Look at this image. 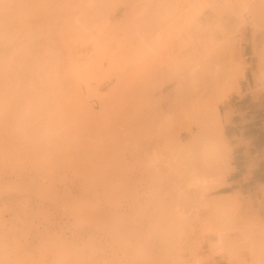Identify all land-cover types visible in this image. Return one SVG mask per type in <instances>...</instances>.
<instances>
[{"label": "clouds", "instance_id": "9594fccd", "mask_svg": "<svg viewBox=\"0 0 264 264\" xmlns=\"http://www.w3.org/2000/svg\"><path fill=\"white\" fill-rule=\"evenodd\" d=\"M233 96L264 0H0V264H264Z\"/></svg>", "mask_w": 264, "mask_h": 264}, {"label": "crops", "instance_id": "0c3cea01", "mask_svg": "<svg viewBox=\"0 0 264 264\" xmlns=\"http://www.w3.org/2000/svg\"><path fill=\"white\" fill-rule=\"evenodd\" d=\"M228 103L237 110L233 117L234 123L243 127L246 134L253 137L258 146L264 147V116L254 117L255 114L251 113L253 107L248 97L240 99L233 96ZM242 121H247V123L242 124Z\"/></svg>", "mask_w": 264, "mask_h": 264}, {"label": "rangeland", "instance_id": "374dc122", "mask_svg": "<svg viewBox=\"0 0 264 264\" xmlns=\"http://www.w3.org/2000/svg\"><path fill=\"white\" fill-rule=\"evenodd\" d=\"M248 52L250 53V49H248ZM249 81H251L250 76H249ZM248 101H250V97H248ZM250 105H252V107H253V110L251 111V113L255 114L254 115L255 118H257L258 116H264V103H261L260 105H254L250 102ZM224 107L225 106H222V108H221L222 111L224 110ZM247 117H249V116H247Z\"/></svg>", "mask_w": 264, "mask_h": 264}]
</instances>
